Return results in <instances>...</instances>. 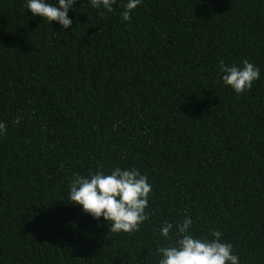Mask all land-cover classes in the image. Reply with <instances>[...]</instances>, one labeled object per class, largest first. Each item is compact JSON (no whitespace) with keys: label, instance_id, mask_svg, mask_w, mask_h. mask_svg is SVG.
<instances>
[{"label":"trees","instance_id":"obj_1","mask_svg":"<svg viewBox=\"0 0 264 264\" xmlns=\"http://www.w3.org/2000/svg\"><path fill=\"white\" fill-rule=\"evenodd\" d=\"M26 3L0 0V264H159L185 217L264 264V0H142L129 21L127 0H75L63 30ZM221 60L260 78L237 94ZM117 166L152 186L132 233L69 202L74 174Z\"/></svg>","mask_w":264,"mask_h":264},{"label":"clouds","instance_id":"obj_2","mask_svg":"<svg viewBox=\"0 0 264 264\" xmlns=\"http://www.w3.org/2000/svg\"><path fill=\"white\" fill-rule=\"evenodd\" d=\"M141 2L127 0L122 6V20L129 21L131 12ZM74 4L75 0H58V4H50L46 0H27L25 7L31 10L33 16H40L50 23L58 22L63 30L72 26L68 11ZM90 4L93 8L112 12L117 0H90ZM99 15L103 17L104 12ZM219 72L223 73L222 82L237 94L250 90L254 81L260 78V69L248 60L243 61L242 67L235 64L229 66L221 60ZM19 121L17 117L13 123L18 124ZM6 131V124L0 122V134ZM69 187V202L82 206L84 213L97 220L103 217L108 225L110 222L108 231L132 233L149 219L145 209L149 206L152 186L148 183V177L135 168L122 170L117 166L110 174H105L101 169L88 177L74 174ZM192 223L190 217H185L176 226L175 242L157 248V253L162 256L159 264H239V257L232 251L233 245L221 242L222 233L219 230L211 232L212 240L196 238L190 233ZM172 228L171 223L165 222L160 230L161 235L171 240Z\"/></svg>","mask_w":264,"mask_h":264}]
</instances>
